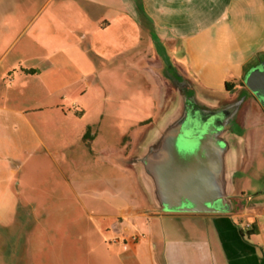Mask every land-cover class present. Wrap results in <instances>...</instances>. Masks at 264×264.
<instances>
[{"label": "crops", "instance_id": "1", "mask_svg": "<svg viewBox=\"0 0 264 264\" xmlns=\"http://www.w3.org/2000/svg\"><path fill=\"white\" fill-rule=\"evenodd\" d=\"M18 32L28 36L21 52L8 61L9 67L32 64L22 66L18 87L3 83L0 77V223L6 229L16 225L21 231L29 222L28 214L18 215L17 210L71 208L66 205L69 194L63 197L69 192L63 178H68L61 170L47 173L48 160L56 162L53 155L66 151L73 157L67 160L71 167L81 155L92 170L95 143L102 133L100 125L91 146L86 144L83 136L92 124L77 129L67 121L71 115L64 111L63 100L56 99V87L33 81L42 75L36 65H73L87 70V50L95 44H102L103 51L111 41L140 50L147 40H154L168 47L176 68L197 84L205 99L249 90L247 71L264 62V0H0V45L9 49L19 42L14 37ZM111 34L117 36L111 39ZM70 52L76 57L64 56ZM159 70L163 84L164 72ZM84 72L82 76L88 74ZM174 95L164 88V107ZM45 111L54 115L52 121L44 116ZM84 111L73 108L70 114ZM262 112V108L249 106L242 126L234 128L241 135L240 169L233 179L236 191L229 210L191 213L153 208L136 162L138 147L155 122L140 131H133V125L119 136L125 158L132 157L123 166L128 185L108 198L107 207L117 202L116 212L101 215L109 221L105 230L110 235L101 233L97 240L87 235L85 243L83 235L71 229L64 235L48 229L46 218H37L34 212L35 223L45 232L30 237L38 245V264H93V260L94 264H264V131L246 127L250 115ZM72 136L81 142L79 149H73ZM104 164L107 171L103 168V175L108 177L109 164ZM130 174L133 182L127 180ZM17 177L19 184L23 181L30 188L27 196L17 197ZM105 182L110 184L108 178ZM5 212L10 218L3 222ZM121 219L135 221L130 234L136 240L123 238ZM2 241L6 249L0 264H25L20 249L26 236L8 231L0 235ZM15 242L22 243L19 249L12 245Z\"/></svg>", "mask_w": 264, "mask_h": 264}, {"label": "rangeland", "instance_id": "2", "mask_svg": "<svg viewBox=\"0 0 264 264\" xmlns=\"http://www.w3.org/2000/svg\"><path fill=\"white\" fill-rule=\"evenodd\" d=\"M27 36L25 33L18 32L14 37L18 38L19 42L9 49L7 45H0V77L2 76L3 83L13 82L16 87L20 84L18 79L21 75V68L28 66L25 65L27 62L9 67L8 61L21 52L19 48ZM113 36L117 35H109L111 39ZM144 44L145 47L140 50H128L125 47L126 43L118 44L111 41L107 44L108 47L105 51L101 49L102 44H95V47L87 50L89 57L87 70L85 67L73 65L51 67L36 65L34 67L42 75L33 81L37 84L42 82L49 84L50 82L52 86L56 87L58 91L56 99L59 102L63 100L64 111L71 115L67 120L68 122L73 126H78L77 129L85 123H91L95 131L101 125L102 133L98 142L95 143L96 152L92 170L89 163L87 167L82 161L81 155L77 157V165L71 167L70 162L67 163V160H70V155H67L66 151H62L59 155H53L57 160L56 162L48 158L49 162L44 167L47 173L55 169L56 173L61 170L63 174H66L68 179L63 178V185L68 188L69 192L63 194V197L69 194L70 199L66 200L68 202L66 205H70V209L62 207L37 211L17 210L18 215L28 214L29 222L22 227L21 231L16 225L6 229L0 223V235H6L10 231L26 236L23 249H20L23 252L25 264H38L36 255L38 245L33 243L30 237L45 232H42V227L35 223L36 217L46 218L47 228L55 230L56 233L59 232L64 235L71 229L73 233L83 235L85 243L87 235H90L91 239L94 238V240L100 239L101 233L103 236L110 235L105 230L109 221L101 215L116 212L115 205L117 202L112 203L111 206L113 207L110 205L107 207L106 204L109 197L124 190L125 185H128L125 184L128 181L125 182L127 173L123 170V166L132 161L130 155L125 158L124 147L119 145V136L128 131L130 126H136L133 131H140L147 123L156 122L160 118L165 107L164 87L158 77L159 69L162 68L164 74L166 72L174 75L177 67L174 65L173 57L164 43L147 40ZM64 56L67 58L76 57L74 52L66 53ZM29 63L32 64V62ZM6 69H9V72ZM82 71H88V74L82 76ZM11 92H15V90L12 89ZM84 92L87 94L84 95ZM64 95L65 98L62 99ZM73 108L85 111L70 114ZM44 116L52 121L54 115L50 111H45ZM246 122L247 128H261L264 131V113L250 115ZM72 138L74 140L75 137L72 136ZM132 144L134 143L132 142ZM74 145L75 148L73 149H79L82 144L74 140ZM107 162L109 164L108 177L103 175V168L104 171H107L105 164L103 167V163ZM105 177L110 180V184L105 182ZM128 179L131 182L133 176L130 174ZM19 180L20 177L15 180L17 197L21 194L27 196L30 188L24 185L23 181L19 184ZM80 186L83 187V190ZM84 191L88 192L87 195ZM62 201L66 202L64 199ZM63 205L65 204L63 203ZM34 212L37 214L36 217L33 215ZM9 218V213L5 212L2 220L6 222L9 221ZM99 226L103 230L99 231ZM28 239L30 240L28 241ZM104 243L109 242L104 241ZM5 244V241L0 242V255L5 253ZM21 244L15 242L12 245L19 249Z\"/></svg>", "mask_w": 264, "mask_h": 264}, {"label": "water", "instance_id": "3", "mask_svg": "<svg viewBox=\"0 0 264 264\" xmlns=\"http://www.w3.org/2000/svg\"><path fill=\"white\" fill-rule=\"evenodd\" d=\"M245 84L264 103V63L247 71ZM190 114L184 95L177 92L138 147L140 180L157 210L227 211L236 191L233 179L240 169L241 135L223 124L188 137Z\"/></svg>", "mask_w": 264, "mask_h": 264}, {"label": "flooded vegetation", "instance_id": "4", "mask_svg": "<svg viewBox=\"0 0 264 264\" xmlns=\"http://www.w3.org/2000/svg\"><path fill=\"white\" fill-rule=\"evenodd\" d=\"M263 63H259L255 68H259ZM163 85L166 92L170 94L180 92L185 97L188 110L191 113V127L186 132L188 137L201 136L210 129L223 124L240 128L243 124L245 111L249 106H256L264 110V103L250 89L242 88L230 91L227 95L215 94L212 97L213 100L205 99L200 95L197 84L190 77L181 74L177 68L174 75L165 72ZM233 203V199H231L227 204L228 207Z\"/></svg>", "mask_w": 264, "mask_h": 264}, {"label": "built area", "instance_id": "5", "mask_svg": "<svg viewBox=\"0 0 264 264\" xmlns=\"http://www.w3.org/2000/svg\"><path fill=\"white\" fill-rule=\"evenodd\" d=\"M132 223H135V221H128L125 219L120 220V231H121L124 239H132V240L137 239L136 235L130 234V231H131L130 227H131ZM248 226L250 227L251 225H248Z\"/></svg>", "mask_w": 264, "mask_h": 264}, {"label": "trees", "instance_id": "6", "mask_svg": "<svg viewBox=\"0 0 264 264\" xmlns=\"http://www.w3.org/2000/svg\"><path fill=\"white\" fill-rule=\"evenodd\" d=\"M227 88H228V83H227ZM151 121V120H150ZM149 122V121H147ZM145 122V123H147ZM94 126L93 125H88L86 128V131L84 133L83 139L86 142V144L90 147L91 146V141L93 139V136L95 134Z\"/></svg>", "mask_w": 264, "mask_h": 264}]
</instances>
